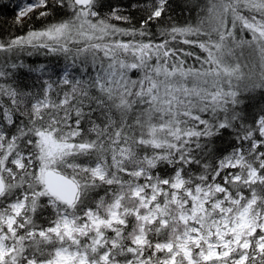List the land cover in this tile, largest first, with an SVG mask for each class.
<instances>
[{"label":"snow or ice","instance_id":"snow-or-ice-1","mask_svg":"<svg viewBox=\"0 0 264 264\" xmlns=\"http://www.w3.org/2000/svg\"><path fill=\"white\" fill-rule=\"evenodd\" d=\"M0 8V264H264V0Z\"/></svg>","mask_w":264,"mask_h":264},{"label":"trees","instance_id":"trees-1","mask_svg":"<svg viewBox=\"0 0 264 264\" xmlns=\"http://www.w3.org/2000/svg\"><path fill=\"white\" fill-rule=\"evenodd\" d=\"M5 2H7V0H5ZM105 2L112 4L120 3L123 5H127L130 2V0H105ZM196 3L203 4L205 3V0H171L172 11L170 15L172 17V22L177 24H184L185 22H190L191 19L196 15V13L195 12L190 13L188 11V6H191L192 4H196ZM12 15L13 12L11 8L8 9L0 8V22H2L6 18L10 19ZM137 19H139L138 14H137ZM165 20H167V17H165ZM259 100L260 98L256 97L251 101V104L253 105L252 110H254V107L257 105V102ZM220 146L225 147L226 145L221 143Z\"/></svg>","mask_w":264,"mask_h":264}]
</instances>
